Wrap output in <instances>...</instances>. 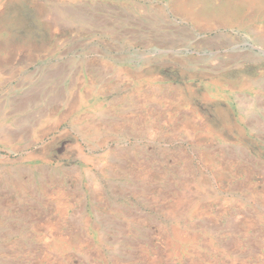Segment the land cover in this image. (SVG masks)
I'll return each mask as SVG.
<instances>
[{
	"label": "crops",
	"instance_id": "0c3cea01",
	"mask_svg": "<svg viewBox=\"0 0 264 264\" xmlns=\"http://www.w3.org/2000/svg\"><path fill=\"white\" fill-rule=\"evenodd\" d=\"M50 1L49 10L64 20L55 27L54 57L0 92V172L60 185L85 175L91 184L104 180L101 186L140 180L174 187L177 157L162 155L155 147L158 134L144 124L160 116L161 92L176 89L170 73L191 68L188 51L199 42L200 28L208 27L209 6H177L187 0ZM179 46L188 48L186 56ZM56 198L63 202L65 195ZM102 199L113 202L110 196L94 201ZM120 199L105 212L69 217V225L91 240L93 264H264V234L256 249L257 239L250 240L255 228L219 223L202 205L193 211L197 198L159 194L150 211L140 205L146 198L131 209L128 194ZM182 244L183 255L177 252ZM162 252L168 254L163 261Z\"/></svg>",
	"mask_w": 264,
	"mask_h": 264
},
{
	"label": "rangeland",
	"instance_id": "374dc122",
	"mask_svg": "<svg viewBox=\"0 0 264 264\" xmlns=\"http://www.w3.org/2000/svg\"><path fill=\"white\" fill-rule=\"evenodd\" d=\"M184 5L209 6L208 27L200 28L199 42L190 46L191 68L186 65L170 73L176 89L161 92L157 121L144 124L158 134L155 147L161 148V154L170 151L171 157H177L176 185H145L138 180L110 187L99 185L104 183L100 179L91 184L85 175L82 181L73 177L60 185L31 179L23 172L8 179L9 173L0 172V264H93L96 252L88 248L91 240L77 233L79 227L69 225L74 221L69 217L93 216L96 209L105 212L106 206L119 205L124 194L129 196L130 209L146 198L139 204L148 211L159 194H172L180 201L192 196L197 198L193 211L202 205L219 216V223L235 229L239 225L255 228L250 240L257 239L255 248H260L264 234V0L178 1L177 6ZM49 6H53L50 0H0L1 94L42 60L54 57L55 27L64 20L57 19ZM178 49L187 55L186 46ZM60 195H65L63 202L56 198ZM71 196L78 200L72 201ZM106 196L111 204L94 201ZM91 236L99 241L97 235ZM181 251L184 244L177 248L183 255ZM167 257L160 253L162 261Z\"/></svg>",
	"mask_w": 264,
	"mask_h": 264
}]
</instances>
